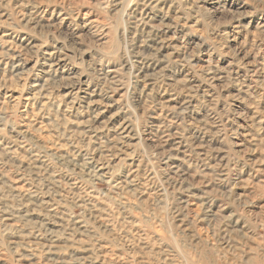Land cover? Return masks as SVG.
<instances>
[{"label":"rangeland","instance_id":"rangeland-1","mask_svg":"<svg viewBox=\"0 0 264 264\" xmlns=\"http://www.w3.org/2000/svg\"><path fill=\"white\" fill-rule=\"evenodd\" d=\"M136 228L143 263H264V0H0V262Z\"/></svg>","mask_w":264,"mask_h":264},{"label":"bare ground","instance_id":"bare-ground-1","mask_svg":"<svg viewBox=\"0 0 264 264\" xmlns=\"http://www.w3.org/2000/svg\"><path fill=\"white\" fill-rule=\"evenodd\" d=\"M132 2V1H131ZM142 15V14H141ZM55 66V65H54ZM52 68V66L50 67ZM75 102V101H74ZM100 114L97 115V119H98V116ZM121 129V132L116 135L115 137L118 138L119 140L122 141V145H123V148L124 147H129L130 145L128 144L127 142V139L124 140V138L121 137V135L123 133H127L129 136H130V131L129 130V125H125V124H121L120 127H118ZM127 138V137H126ZM130 138V137H129ZM118 149H121V148H118L117 144L113 143L111 144L110 146L107 147V149L105 150V146H99L96 148L95 150V157H97V159L94 160V162H91V163H87L86 165H90L93 164V163H96V164H93L94 166H91L93 167V171H92V176L94 177H100L101 176V172L103 169H105V165H109L111 163V160L109 158L111 154V156L115 157L117 154H116V150ZM127 149V148H126ZM126 153V152H125ZM75 154V153H74ZM62 155V154H61ZM90 155V154H89ZM79 156V155H78ZM67 158V157H66ZM123 158V157H122ZM129 158V157H128ZM140 159V158H139ZM138 159V160H139ZM121 162V161H120ZM145 162V161H144ZM114 163V162H113ZM147 163V162H146ZM130 166H133L134 162H131L129 163ZM140 165H141V162H140ZM26 166V165H25ZM150 168V167H149ZM107 171V170H106ZM110 171V170H109ZM144 172V171H143ZM217 172V171H216ZM106 173V172H105ZM109 173V172H108ZM138 173V172H137ZM153 173V172H152ZM114 175V174H113ZM55 177V176H54ZM134 176H131V177H128V178H132ZM144 177V176H143ZM126 178V177H125ZM149 178V177H148ZM127 181V180H126ZM130 180H128L129 182ZM133 182V181H131ZM151 182V181H150ZM130 183H125L124 185H126L125 188L128 189V185ZM123 186V185H121ZM122 189V188H121ZM127 189H125L127 191ZM148 189V188H147ZM130 190V189H129ZM132 191V190H131ZM123 194V193H122ZM127 197V196H126ZM80 199V198H79ZM85 200V198H84ZM54 210V209H53ZM55 212V211H54ZM129 219V218H128ZM130 223H133V225L136 224V221L135 220H131ZM99 224H105V223H100ZM111 225V224H110ZM137 225V224H136ZM104 226H108V225H104ZM79 228H83V227H79ZM104 228V227H103ZM105 229V228H104ZM110 229V228H108ZM107 229V230H108ZM79 230V229H78ZM112 230V229H111ZM144 230V229H143ZM110 231V230H109ZM134 235H136L138 237L137 239V244H135L134 241H130L131 243L129 244V247L131 249V252H132V257H124L123 254L121 253H117L116 250L112 249L111 247L107 246V245H98V248H97V252L96 254H94V251H90V250H86L83 251L82 249V252L79 254V253H76L75 255H77V259H74L71 257L69 258L70 260L68 261V259L64 258V260H61L60 262L57 261L55 262L56 264H138V259L140 258L141 260H139V263L140 264H218L217 262L213 261L211 256L207 255V254H204V251H195V252H198L197 254L195 253V258H198L195 259L193 258L194 255H192V258H190V255H187L189 253H184L182 252L180 249H177V251H173V250H170L169 248H164V246H160L159 243V247H157V252H155L154 250L150 251V253L157 257L154 259V261L152 262H145L143 263L144 260H148V258L146 257L145 253H143V248H148V242H147V239L148 238V234H145V238L142 239V237H144V235H140V233H143L142 230L136 228V229H132ZM85 232H88L87 230ZM157 232V230L155 231ZM112 233V232H111ZM132 232H128L127 235L131 234ZM156 234V233H155ZM250 234V233H249ZM126 235V237H128ZM163 236V235H162ZM115 237V236H114ZM132 237V236H130ZM159 237V236H158ZM21 239V241H24L25 238H23L22 236L19 237ZM19 239V240H20ZM117 240V239H116ZM161 240V239H160ZM153 241V240H152ZM165 241V240H164ZM154 242V241H153ZM179 242V241H178ZM142 244L143 248H140L139 250H137V248H134L136 245H139ZM151 243V242H150ZM178 244V243H177ZM86 245V244H85ZM94 245V244H93ZM96 245V244H95ZM179 245H181L179 243ZM191 245V244H190ZM82 246V245H81ZM93 247V246H92ZM179 247V246H178ZM114 248V247H113ZM174 248V246H173ZM182 249V248H181ZM92 250V249H91ZM95 250V249H94ZM126 250V249H125ZM176 250V249H175ZM205 250V248H204ZM186 251V250H185ZM61 252V251H60ZM76 252V251H75ZM87 254H90L89 256H87ZM149 254V253H148ZM179 254H183L182 257H181V260L182 262H180L178 259V255ZM194 254V253H192ZM74 255V256H75ZM65 256V255H64ZM83 256H87V257H83ZM2 257V256H1ZM31 259H29L28 261L27 260H24L21 258V255H20V259H19V264H32V262L36 259V258H39L40 260L42 259V256L39 254H32L31 255ZM136 257V258H135ZM139 257V258H138ZM179 257V258H180ZM60 258V257H59ZM153 258V257H152ZM61 259V258H60ZM195 259V260H194ZM136 260V261H135ZM39 261V260H38ZM35 263V262H34ZM0 264H2L0 262ZM39 264H49V263H44L43 260H42V263H39ZM264 264V263H262Z\"/></svg>","mask_w":264,"mask_h":264}]
</instances>
